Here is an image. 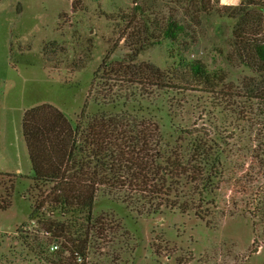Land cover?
Wrapping results in <instances>:
<instances>
[{
  "label": "rangeland",
  "instance_id": "1",
  "mask_svg": "<svg viewBox=\"0 0 264 264\" xmlns=\"http://www.w3.org/2000/svg\"><path fill=\"white\" fill-rule=\"evenodd\" d=\"M240 1L203 0V13L192 7L200 0H0V264L53 259L38 222L84 225L76 213L33 210L51 184L31 181L20 123L40 105L76 127L67 176L95 190L102 230L85 264H264V103L244 87L257 74L226 61L235 21L225 7ZM135 4L158 20L175 15L186 33L130 61ZM194 60L220 80L212 91L170 75ZM142 65L167 83L140 79ZM197 146L218 161L205 189L170 177Z\"/></svg>",
  "mask_w": 264,
  "mask_h": 264
},
{
  "label": "trees",
  "instance_id": "2",
  "mask_svg": "<svg viewBox=\"0 0 264 264\" xmlns=\"http://www.w3.org/2000/svg\"><path fill=\"white\" fill-rule=\"evenodd\" d=\"M195 5L193 4V9L203 13L210 9L203 0ZM132 9L138 12L142 24L139 25L138 32L130 33L123 39L124 42L128 41L130 61L149 45H158L162 40L174 41L187 31V26L178 22L171 13L158 20L152 13L136 4ZM225 9L229 10L227 15L235 21L230 56H226V61H237L257 74L258 80L249 79L244 87L251 98L264 103V0H241L236 7ZM137 33L146 35L138 39V36H135ZM181 64L177 66L180 67ZM182 67L183 71L175 69L170 72L175 81L182 82L181 85H186V81L190 80L199 89L210 92L220 81L214 74H209L199 61L185 63ZM137 70L143 80L166 84L165 80L169 79L163 72L150 65H142L137 67ZM20 127L31 181L36 189L39 185L51 184L43 199L33 206V210L48 205L51 213L59 210L63 215L76 213L84 218V225L76 230L67 223L51 220L38 222L39 229L47 235L49 244L58 247V250L51 254L53 259L46 258L48 264H85L87 246L90 244L88 242L93 243L94 238L100 239L102 221L92 219L90 214L95 194L93 186L67 176V168L76 143V127L72 128L62 113L50 105H40L24 111ZM217 162L212 157L210 148L197 146L192 149L186 168H176V171H171L170 177L177 176L179 172V175L189 176L191 181H197L202 189H205L204 187L210 184L211 177L215 175ZM204 170L207 173L202 178L201 173ZM171 205L173 207L174 204ZM8 207V202L0 201L1 211ZM178 210L184 213L187 208L181 204L178 205Z\"/></svg>",
  "mask_w": 264,
  "mask_h": 264
},
{
  "label": "crops",
  "instance_id": "3",
  "mask_svg": "<svg viewBox=\"0 0 264 264\" xmlns=\"http://www.w3.org/2000/svg\"><path fill=\"white\" fill-rule=\"evenodd\" d=\"M15 173H16V174H17V173L19 174V170L16 169V170H15ZM29 176H31V173L29 174Z\"/></svg>",
  "mask_w": 264,
  "mask_h": 264
}]
</instances>
